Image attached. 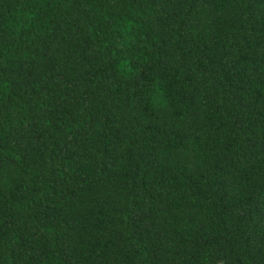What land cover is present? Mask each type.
I'll return each mask as SVG.
<instances>
[{
  "label": "trees",
  "instance_id": "1",
  "mask_svg": "<svg viewBox=\"0 0 264 264\" xmlns=\"http://www.w3.org/2000/svg\"><path fill=\"white\" fill-rule=\"evenodd\" d=\"M0 264H264V0H0Z\"/></svg>",
  "mask_w": 264,
  "mask_h": 264
}]
</instances>
